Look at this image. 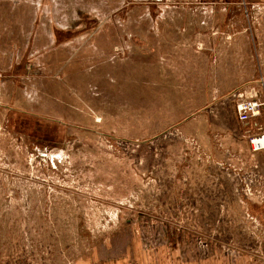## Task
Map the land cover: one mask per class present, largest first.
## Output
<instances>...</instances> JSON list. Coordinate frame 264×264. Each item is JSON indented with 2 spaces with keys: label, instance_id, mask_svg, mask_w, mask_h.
<instances>
[{
  "label": "rangeland",
  "instance_id": "374dc122",
  "mask_svg": "<svg viewBox=\"0 0 264 264\" xmlns=\"http://www.w3.org/2000/svg\"><path fill=\"white\" fill-rule=\"evenodd\" d=\"M254 97L264 0H0V264L261 253L232 177Z\"/></svg>",
  "mask_w": 264,
  "mask_h": 264
},
{
  "label": "crops",
  "instance_id": "0c3cea01",
  "mask_svg": "<svg viewBox=\"0 0 264 264\" xmlns=\"http://www.w3.org/2000/svg\"><path fill=\"white\" fill-rule=\"evenodd\" d=\"M259 117L245 123L247 124L248 134H254L256 132L264 133V114H261ZM250 152L251 154L244 156L250 163L247 165L248 169L236 170V172L232 173V177L234 176L235 179H239V176L242 175L241 179L244 181V187L249 194L254 195V198L250 197L249 202H239L238 204H242L241 208L247 204L248 209L263 210L264 149L255 152L251 150ZM215 174L216 172L214 170L208 168L210 182L207 186H210L212 189L222 185L221 180H219L221 176ZM246 174L248 175L245 176ZM252 257H255L256 260L250 263V258ZM78 264H264V261L259 260V253H248L247 255L242 253L237 256L233 263L230 254L224 251L222 247H212L205 250L198 245H194V248H192L190 245L180 246L178 243L172 242L171 244L164 245L163 249H159L158 246H154L153 249L141 248L128 254L107 259L94 257Z\"/></svg>",
  "mask_w": 264,
  "mask_h": 264
},
{
  "label": "built area",
  "instance_id": "2783aa9c",
  "mask_svg": "<svg viewBox=\"0 0 264 264\" xmlns=\"http://www.w3.org/2000/svg\"><path fill=\"white\" fill-rule=\"evenodd\" d=\"M255 98V97H254ZM243 100L236 105V116L239 122L248 123L251 120L257 119L264 109V101L259 99ZM248 142L253 152L264 149V133L256 132L248 134ZM231 261L234 263L238 253H230ZM259 258L264 261V251L259 253Z\"/></svg>",
  "mask_w": 264,
  "mask_h": 264
}]
</instances>
